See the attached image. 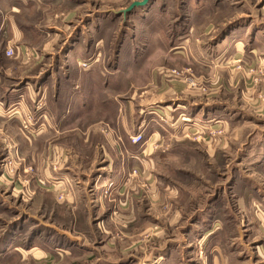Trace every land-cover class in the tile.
Segmentation results:
<instances>
[{"label": "rangeland", "instance_id": "rangeland-1", "mask_svg": "<svg viewBox=\"0 0 264 264\" xmlns=\"http://www.w3.org/2000/svg\"><path fill=\"white\" fill-rule=\"evenodd\" d=\"M41 1L47 5L44 13L36 11L31 14H21L19 18L25 23L34 21L51 35L45 34L44 42L41 38L35 43L26 42L19 55H3L4 44H0V88L6 84L19 85L28 81L33 87L37 88L40 85L43 89L45 75L56 72L57 80L61 81L64 90L61 95L65 94V97L67 95L70 98L73 91H68V94L66 91L75 85L76 69L81 68L82 72L92 69L95 82L92 88L83 81L85 99L92 97L101 101L114 98L124 101L134 100L136 112L141 108L139 95L142 93H148L147 96L153 100H159L160 97L162 99V96L163 100L170 99V95L163 94L170 83H179L190 90H199L196 92L200 94L202 100L206 99V94H214L217 98L224 97L223 99L230 100L236 95L237 103L240 102L239 93L234 94V91L229 92L224 90L225 88H220L225 84L221 73L205 72L198 67L202 65L197 63L193 56L198 51L208 53L206 47L209 38L219 34L222 24L232 16H236L237 10L257 11L263 0H241L237 5H234L236 0L226 2L224 0H151L147 5L136 7L126 15L122 14V10L136 0ZM220 2L222 3L219 6ZM20 4H23L21 0ZM222 6L224 7L219 9ZM221 9L225 11L221 12ZM92 19H95V23L90 26L89 22ZM83 31V37L92 35L95 40H102L100 45L98 44L99 53L94 56L92 63L76 59L75 51L67 56L64 55L71 47L74 36ZM176 35L181 37H175ZM29 37H32L31 33ZM179 39L182 41H178ZM51 42L53 48L57 47V49H51L49 53L44 50V45ZM82 46L85 47L84 44ZM32 47L36 48L38 53H42V56L31 55L29 48ZM187 53H192L193 56L189 58ZM226 66L230 67L229 70L233 73H240L243 78H249L251 81L249 86L251 91L247 90L248 97L241 91L240 98L244 97L250 101L252 94H256V100L258 99L260 104L264 102V91L261 90L264 84V67L257 68L233 59L229 60ZM159 79L165 81L167 85L158 86L155 81ZM51 92L50 96L53 97V91ZM219 93L221 95H218ZM40 96L37 99L44 100V94L40 93ZM238 104L242 105V102ZM258 108L261 107L256 106L254 114H259L258 116L264 120V116L261 115L264 112L261 113ZM73 115L77 116L78 113L74 111ZM28 116L33 118V114L30 113L25 114L24 119ZM102 116L104 119L102 121H106V116L104 114ZM162 117L164 120H160L163 124L160 130L159 127L157 128L161 138L153 143L150 154L158 150L160 152L157 155H150L145 148L143 149L147 153L143 156L148 165L129 168L128 172L130 171L131 176L130 174L128 176L131 184L127 185L128 192L124 200L118 196L110 199V189L112 186L115 187L113 182L108 184L109 189L105 192L107 200L104 193L101 198L98 197L101 191L98 193V189L95 190L91 185L88 188L91 197H98L92 203L91 211L86 209V206L79 211L70 209L71 206L68 205L60 206L57 201L64 202L65 190L60 189L55 191V195L45 196L48 187L40 186L38 183V178L43 179V177L39 176V172L35 171L34 165L28 160L31 155L28 146L23 145L22 152L18 146V143H22L19 138L16 142L13 135L0 132V264H140L153 261L161 255H163L161 261L163 258H180L181 251L177 254L176 250L172 251V247L175 248L178 241L184 238L183 232L188 224L192 225L196 222L197 225H201L199 216L211 206L215 207L217 212L211 219L212 224L214 221L219 223L217 217L222 218L225 216L222 214L227 213L226 237L229 240L235 238L239 227L241 228L242 224L244 227L248 225V220L242 214L243 211L248 210L245 205L241 208L236 202V196L242 192L241 188L230 186L229 183L238 178L241 180L264 177V171H255L249 166L253 156L250 154V147L245 146L249 132H254L257 127L262 128L260 126L262 123L243 124L242 128L240 127L243 131L239 133L237 139L232 140V146L229 145L213 155L214 150L211 154L208 153L209 147L215 148L221 145L222 136L225 138L227 132L225 128H206L201 123L191 122L192 125L194 124L193 128L198 129L192 132L193 128L188 127V131L181 135L179 131L173 132V128L165 124L168 123L167 117ZM181 118L182 114L175 119L172 118V126L180 127ZM149 119L150 130H153L158 125L155 119L151 117ZM79 124L78 122L75 126H69L66 142L65 138L60 140L67 148V160L71 161L72 165H78L83 177L82 174L90 175L91 170L96 169L97 166L94 162H90L89 156V158L85 157L83 162L78 159L82 157L87 147L83 144L82 127ZM99 125L102 128L103 125L99 123L97 127ZM183 129L184 127L181 128L182 131ZM69 135L79 137L68 139ZM142 137L143 141L144 136ZM169 138L176 140H167ZM37 143H42V140ZM171 143L178 150L168 154L166 152ZM44 149L46 151L47 144L45 147L41 146L38 151L42 153ZM100 150L99 146L101 158L97 163L102 164L104 158ZM56 161L58 163L55 165L59 166V159ZM60 161L62 164V159ZM17 165L20 169L26 165L31 166L27 167L29 180L22 179V183L15 185L9 183V180L19 176ZM158 177L167 182L161 183L160 186ZM171 184H175L178 188L171 187ZM162 194L167 197L178 194L180 210L172 207L166 210L164 208L166 202L163 201ZM128 200L131 209H126L128 211L122 213L120 206L128 205ZM106 202L108 208H111L109 204H114L116 210L114 214L117 215V219L116 215L110 218ZM219 212L221 213L218 215ZM57 225L66 227L67 232L82 234L80 236L86 239V244L89 246L78 249L75 240H72L68 243L67 250L56 248L63 239H59L56 235L57 231L54 235L50 234L52 231L46 227L54 228ZM47 234L50 235V243L48 238L45 239L48 237ZM213 236L218 237V233ZM243 236L244 241L249 243L250 233L245 229ZM184 243L186 249L185 246L190 242L185 240ZM201 245L200 251L204 256L208 254L211 245H203V241ZM185 257H188L187 250ZM245 257L247 256H243Z\"/></svg>", "mask_w": 264, "mask_h": 264}, {"label": "crops", "instance_id": "crops-1", "mask_svg": "<svg viewBox=\"0 0 264 264\" xmlns=\"http://www.w3.org/2000/svg\"><path fill=\"white\" fill-rule=\"evenodd\" d=\"M21 1L23 4H20V0H0V44H4L2 50L3 55H6V50L9 47L15 48V55H19L26 46V42L35 43L40 38L43 40L45 34H48V36L51 35L50 32L46 33V31L42 30L40 25L34 21L25 23L19 18L21 14H31L36 11L39 13L42 11L44 13L47 5L41 0H26V3L24 0ZM224 1L226 2L228 0ZM237 2L241 3V0H236L234 5H237ZM221 3H219V6ZM223 7H219V9ZM260 9L262 10L260 11ZM260 9H257V11L237 10L238 13L236 16H232L222 24L221 32L209 38L206 47L209 50L208 53L198 51V53L194 54L195 56L192 53H187L189 58L193 56L195 61L202 65V67H198L205 72L221 73L225 84L220 88H225L224 90H228L229 92L234 91V94L239 93L238 96L242 105L238 104L240 102L237 103L236 95L230 100L223 99L224 97L217 98V95L214 96V94H206V99L202 100L200 94L196 92L199 90H190L182 84L170 83L163 93L170 95V99L163 100L164 97L162 96V99L160 97L159 100H153L147 96L148 93L140 94L141 108L138 109L137 113L135 109L136 102L134 100L129 99L124 101L119 98H114L101 101L98 98L92 97L85 99L84 89H82V86L85 84L83 81L93 88V84L95 83L92 77L93 71L92 69H87L82 72L81 68H77L75 72L77 74V78L74 81L75 85L66 91V94H68V91H73V95L70 98L67 95L65 97V94L61 95V92H64V90L62 89L61 81L57 80L58 74L56 72L45 75L46 77H44V83L42 84L43 89L40 85L37 88L33 87L28 81L19 85L6 84L1 87L0 132L11 134V136L13 135L16 142L19 138L22 141L21 144L18 143L21 151L23 145L28 146V150L31 153L28 160L34 165L35 171L39 172V176L43 177L47 182L45 186L48 187V190H45V196L55 195V191L60 189L65 190L64 202L56 201L60 206H71L70 209L74 211L83 210L85 206L87 207L86 209L91 211L92 203L98 197L101 198L103 193L105 200H107L108 198L105 196V192L109 189L108 184L110 182L115 183V187L112 186L110 189V199L111 197L118 196L124 200L125 194L128 192L127 185L131 184V179L128 176L130 171L128 172V170L131 166L141 165L144 167L148 165L143 155L150 154L153 149V143L161 138V133H159L157 128L159 127L160 130V126L163 124L160 120H164L162 116L167 117L166 121L168 123L165 124L173 128V132L179 131L181 135L188 131V127L193 128L194 124L192 125L191 122L196 124L201 123L206 128H225L227 132L225 131V138L222 136L221 145L215 148L209 147L210 151L208 153L211 154V151L214 150L213 155L220 152L223 148H227L229 145L232 146V140L237 139L239 133L243 131L240 130L243 124L262 123L260 125L262 128L257 127L254 132H249L248 142L245 146L250 147V154L253 156L249 162V166L255 171H264V120L258 116L259 114H254L256 106L261 107L258 108L261 113L264 112V102L260 104L258 99L256 100V94H252L250 101L244 99L243 96V99L240 98L241 91L245 92L246 97H248L247 90L251 91L249 89L251 81L249 78H243L240 73H233L229 70L230 67L226 66L227 62L233 59L234 61H242L246 65H252L257 68L260 66L264 67V0ZM220 11L224 12L225 10L221 9ZM93 22L95 23V19L89 22L90 26L94 24ZM30 33L33 38L29 37ZM83 34L84 31L74 36L71 47L66 50L64 55L67 56V54L75 51L76 59L91 62L95 59L94 56L99 53V45L102 40H95L92 35L83 37ZM177 36L181 37V35H176L175 37ZM180 39L178 41L181 42L182 40ZM53 46L52 42L46 43L44 50L48 52L51 49L56 50L57 47L53 48ZM29 50L34 56H42V53H38L34 47L29 48ZM164 82L162 79L155 81V83L159 84L158 86L167 85ZM261 90L264 91V84H262ZM51 91H53V97L50 96ZM40 93L44 94V100L43 98L40 100L37 99L42 96H40ZM218 95H221V93ZM41 103L43 105H40ZM247 108L249 110H246ZM74 111L78 113L77 116L73 115ZM30 113L33 114V124L30 127L31 129L26 132L22 127V120H24L25 114ZM103 114L106 116V121H102L104 120ZM181 114L182 125L180 124V127H175L174 125L173 127L172 118L175 119V117L177 118ZM261 115L264 116V114ZM149 117L155 119L156 125H158L153 130H150L151 123ZM78 122L82 127L83 144L87 145L85 150L82 149L84 150L82 157H78V159H81V162H83L85 157H90V162H94L97 166L96 169L91 170L90 175L82 174L83 177H81L80 170H78V165H72L71 161L69 162L67 160V148L60 140L61 138H65L66 142L68 136L66 134L68 132L67 129L70 128L69 126H75ZM99 123L103 125L102 128H100V125L97 127ZM183 127L184 129L182 131L181 128ZM195 129L198 128H193L192 132H195ZM137 134L144 136L142 142H133L132 137ZM75 137L77 138L79 136L73 137L69 135L68 139H74ZM30 138L36 139L33 140ZM40 139L42 143L38 144L37 142ZM170 139L171 141L176 140L173 138L167 140ZM50 140L56 141L51 142ZM46 144V151L44 149L40 153L38 150L41 146L45 147ZM99 146L101 147L100 151L104 158V163L102 164L97 163L101 158ZM144 148L147 153L143 150ZM177 150L178 148H174V145L172 146L171 143L166 153L172 154ZM158 152L160 150L151 154L157 155ZM57 159H59V166L55 165L58 163L56 161ZM61 159L63 161L62 164ZM141 160L146 163L140 162ZM28 166L31 165H26L23 169H20V166L17 165V175L19 172V176L10 178L9 183L12 182L18 185L25 179L29 180ZM158 182L160 185L167 181L159 178ZM91 185L94 186L95 190L98 189V193L101 191L97 198H92L90 195L88 188ZM171 185V187L178 188L175 184ZM229 185L241 188L240 191L242 192L236 196V202H238L241 208L245 205L248 210L242 213L245 219L248 220V225L244 227L242 224L235 238L229 240L226 237L228 233L226 226L227 218L225 219L227 213L222 214L225 215L222 218L217 217L219 223L217 222L218 226L215 228L217 223L214 221L212 224L211 219L214 218L213 216H216L215 214L217 212H215V207L211 206L209 208L210 210L207 209L206 212L199 216V219H201L199 224L201 225H197L196 222L192 223V225L188 224L183 232L184 238L178 241L175 248L172 247V251L176 250L175 252L177 254L181 251L180 258H163L161 261L160 258L163 256L161 255L153 259V261H147L148 263L141 262L140 264H164L165 262L169 264H264V177L261 176L257 179L253 177L249 179L243 178L241 180L239 178L233 179ZM162 196L163 201L166 202V206L164 207L166 210L169 207L180 210L178 202L179 196L167 197L163 194ZM114 201L116 200L114 199ZM106 204L108 211H110V218H113L116 215L114 214L116 211L114 204H109L111 208H108V202ZM120 209L122 213L126 209H131L130 200H128V205L123 204L120 206ZM115 218H118L117 215ZM46 228L52 231L50 233L52 235L57 231L56 235L59 236V239H63L60 241L61 243H58V247H56L62 251L68 249V243L72 242V240H75V246L78 249L79 247L84 248L89 246L86 244V239L80 236L82 234L78 232H74L75 234L67 232L68 229H65L66 227L62 225H57L54 228ZM244 229L250 233L249 243L246 240L244 241ZM216 232L218 233V237L213 236ZM47 236L45 239L48 238V242L50 243V235L47 234ZM211 239L216 241H212ZM185 240L190 242L185 246L187 247L186 249L184 248V245H186L184 243ZM201 241H203V245H211L210 249L208 248V254L204 256L202 255V251H200L202 248ZM107 246L109 245L107 244ZM186 250L188 252L187 258L185 257ZM243 256H247L245 257L246 259Z\"/></svg>", "mask_w": 264, "mask_h": 264}, {"label": "built area", "instance_id": "built-area-1", "mask_svg": "<svg viewBox=\"0 0 264 264\" xmlns=\"http://www.w3.org/2000/svg\"><path fill=\"white\" fill-rule=\"evenodd\" d=\"M27 53V52H26ZM29 53L31 54V55H34L31 51H29ZM6 54L8 55V56H13V55H15V50H14V48L13 47H9V48H7V50H6ZM28 54V53H27ZM41 102H42V100H41ZM40 105H43L42 103L40 104ZM23 129L27 132V131H29L31 128V125L33 124V118H32V116H28L26 119H24L23 121ZM143 137H142V135H136V136H134V138H133V140H134V142H140V141H142L141 139H142ZM38 183L40 184V186H45L46 185V181L44 180V179H41V178H38Z\"/></svg>", "mask_w": 264, "mask_h": 264}, {"label": "water", "instance_id": "water-1", "mask_svg": "<svg viewBox=\"0 0 264 264\" xmlns=\"http://www.w3.org/2000/svg\"><path fill=\"white\" fill-rule=\"evenodd\" d=\"M151 0H136L132 2L127 8L122 10V14L131 13L136 7L145 6L147 5Z\"/></svg>", "mask_w": 264, "mask_h": 264}]
</instances>
